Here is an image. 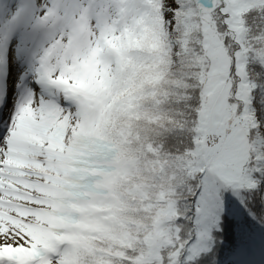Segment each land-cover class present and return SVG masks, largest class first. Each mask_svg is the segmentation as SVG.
I'll use <instances>...</instances> for the list:
<instances>
[{
  "label": "snow or ice",
  "instance_id": "1",
  "mask_svg": "<svg viewBox=\"0 0 264 264\" xmlns=\"http://www.w3.org/2000/svg\"><path fill=\"white\" fill-rule=\"evenodd\" d=\"M0 264H264V0H0Z\"/></svg>",
  "mask_w": 264,
  "mask_h": 264
}]
</instances>
